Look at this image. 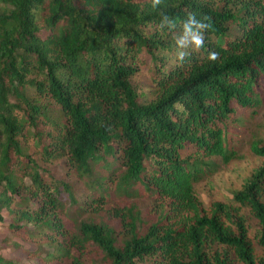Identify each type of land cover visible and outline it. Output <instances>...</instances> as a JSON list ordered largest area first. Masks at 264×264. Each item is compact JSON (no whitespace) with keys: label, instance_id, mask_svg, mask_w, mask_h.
<instances>
[{"label":"trees","instance_id":"16d2710c","mask_svg":"<svg viewBox=\"0 0 264 264\" xmlns=\"http://www.w3.org/2000/svg\"><path fill=\"white\" fill-rule=\"evenodd\" d=\"M161 11L177 32L189 12L210 17L204 47L177 60ZM148 70L142 101L132 79ZM263 81L264 0H0L8 228L40 264H264V165L233 193L255 239L239 208H206L195 190L215 159L240 158L233 115L260 106ZM250 150L264 159V139ZM136 197L152 201L149 219Z\"/></svg>","mask_w":264,"mask_h":264},{"label":"rangeland","instance_id":"374dc122","mask_svg":"<svg viewBox=\"0 0 264 264\" xmlns=\"http://www.w3.org/2000/svg\"><path fill=\"white\" fill-rule=\"evenodd\" d=\"M233 35L237 34L233 30ZM134 86L139 93L147 94L143 100L151 98L152 89L151 72H139L132 79ZM261 104L257 109H238L233 115L230 131L233 133L231 143L235 146L240 158L231 161L229 164H223L219 159H215V164L211 173L205 175L201 182L196 184L195 190L198 198L208 208L212 202L220 201L239 208V213L245 217L251 237L254 238L258 232L259 225L247 208L239 207L234 202L233 193L240 190L253 172L264 165V159L254 155L250 150V143L253 140L264 139V81L262 83ZM58 176L64 178L66 171L62 168L58 170ZM71 179L70 177L68 178ZM76 192L80 199L84 198L87 190L81 181L73 179ZM134 201L142 212L143 219H149L152 209V201L149 199L136 197ZM3 217L0 220V256L13 264H40L39 257H29L28 252H36L39 246L26 242L20 236L12 233L8 228L11 218L6 210L1 213ZM255 239V238H254ZM258 252L261 248L255 244ZM44 251L41 250V258H46V252L51 251L48 245H45ZM151 264V263H149Z\"/></svg>","mask_w":264,"mask_h":264},{"label":"clouds","instance_id":"9594fccd","mask_svg":"<svg viewBox=\"0 0 264 264\" xmlns=\"http://www.w3.org/2000/svg\"><path fill=\"white\" fill-rule=\"evenodd\" d=\"M152 9L159 8L163 0H150ZM161 19L157 26V31H163L165 28L169 33H172V38L176 46V58L179 61L190 54L188 49L199 51L205 45L204 33L211 29V18L207 16L197 17L195 12H189L186 19L181 21L179 25V32H177L178 25L176 21L170 18L165 12L159 13ZM206 59L215 62L220 59V53L216 50H209Z\"/></svg>","mask_w":264,"mask_h":264}]
</instances>
